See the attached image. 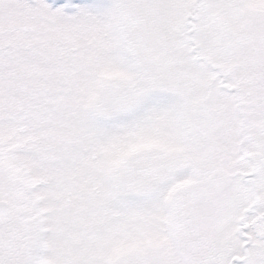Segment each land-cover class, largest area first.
<instances>
[{"label":"rangeland","instance_id":"rangeland-1","mask_svg":"<svg viewBox=\"0 0 264 264\" xmlns=\"http://www.w3.org/2000/svg\"><path fill=\"white\" fill-rule=\"evenodd\" d=\"M75 1L77 4L73 0L57 4L54 0H34L31 4L30 0H25L22 4L17 0H0V33L9 40H12V32H16L25 42L35 38L47 46L55 44L60 54H68V47H79L78 53L70 54L68 66L58 59L52 70L51 84L45 85L46 92L50 86L54 89L66 80L74 68L81 67L82 71L81 76L59 91L56 99L45 98L40 107L37 100L26 99L31 105L27 110V125H13L1 119L4 111L0 110V176L9 185V197L23 211L25 220L36 223L41 256L46 263L67 264L72 256L78 259L72 245L93 244V248L96 247L94 258H106L105 263L98 264H113L115 255L125 251L117 224H106L109 229L98 233L97 228L87 229V233L79 229L81 213L86 225L97 224L98 202L112 209L113 222L127 217L129 223L140 226L141 213L149 226L146 234L150 238L151 260L153 264L166 263L179 248V228L187 202L186 184L194 169L192 161L198 164L202 158L223 159L225 169H232L233 157L243 161L238 154L241 129L232 125L231 134L226 132L224 143L220 141L219 145L216 140L212 143L203 131L204 114L212 119L211 105L221 102L223 94L218 91V85L211 88L210 72L201 63L209 66L208 62L203 57L198 62L193 52L197 49L200 53L205 48L208 55L221 53L213 48L208 50L211 46L203 44L202 36H196L198 19L207 22L211 3H216L215 9L227 6L228 13L236 12L235 7L229 5L235 0H200L205 10L189 24L185 16L195 18V0H181L173 8L162 1L163 10L157 8L160 0L150 8L144 5V0ZM170 1L173 4L177 0ZM242 1L249 2L264 18V0ZM239 16L241 20L245 17L243 10L239 11ZM249 19L255 21L252 16ZM225 23L227 26L228 19ZM22 26H29L31 32L23 34ZM244 31L255 33L248 27ZM230 35L225 40L224 29H212V40L223 47L226 44L233 61L248 59L253 66L264 61V44L243 34L238 36L243 38L234 43ZM13 51L20 54L22 49L14 43ZM32 67V62L26 59L24 71L30 73ZM143 67L153 74L150 86H141ZM218 70L220 75L224 74L223 69ZM34 74L24 76L19 85L9 81L7 102L12 99V93H17L15 101H19L20 97L39 91L36 69ZM51 103L58 109L53 130L72 153L68 159H63L67 176L59 183L44 186L39 173H34L35 165L24 166V152L26 141L37 135L35 124L41 123V113ZM1 104L0 99V109ZM230 116L231 120L238 118ZM255 122L256 119L248 118L251 133L248 146L255 161L264 165V133L256 132ZM219 123L222 129L228 119ZM43 126V131L50 128L49 123ZM256 135L260 136L259 141L254 139ZM201 141L207 153L199 146ZM178 145L185 149L184 158L171 160L168 157L176 154ZM79 148L86 149L93 165L89 162L83 165ZM191 149H196L197 154L191 153ZM216 150L221 152L220 158H216L219 156ZM170 165L174 169L169 170ZM144 167L149 168L147 182L140 175V168ZM239 172L251 170L242 167ZM80 174L82 177L76 178ZM134 177L140 178L141 185L132 181ZM126 180L130 182L128 188ZM219 188L224 191L209 195L194 206L196 220L200 224L216 220L224 227L234 228L243 200L232 185L221 181ZM69 199L71 206H67ZM83 200L82 209L74 206ZM83 235L86 243L80 238ZM126 235L130 237L128 247L140 243L141 235L137 231ZM185 248L193 257L191 243H186Z\"/></svg>","mask_w":264,"mask_h":264},{"label":"flooded vegetation","instance_id":"flooded-vegetation-1","mask_svg":"<svg viewBox=\"0 0 264 264\" xmlns=\"http://www.w3.org/2000/svg\"><path fill=\"white\" fill-rule=\"evenodd\" d=\"M15 231L8 228V225L0 220V264H20V254L15 242ZM257 264H264V252L254 254ZM245 258V262H247Z\"/></svg>","mask_w":264,"mask_h":264}]
</instances>
